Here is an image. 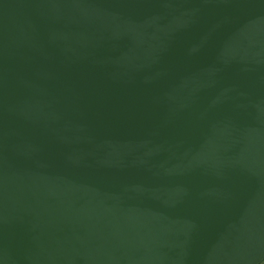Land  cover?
Instances as JSON below:
<instances>
[{
  "label": "water",
  "instance_id": "1",
  "mask_svg": "<svg viewBox=\"0 0 264 264\" xmlns=\"http://www.w3.org/2000/svg\"><path fill=\"white\" fill-rule=\"evenodd\" d=\"M0 264H264V0H0Z\"/></svg>",
  "mask_w": 264,
  "mask_h": 264
}]
</instances>
